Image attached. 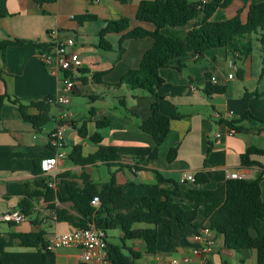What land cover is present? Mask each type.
I'll use <instances>...</instances> for the list:
<instances>
[{"label":"crops","instance_id":"obj_1","mask_svg":"<svg viewBox=\"0 0 264 264\" xmlns=\"http://www.w3.org/2000/svg\"><path fill=\"white\" fill-rule=\"evenodd\" d=\"M141 1L0 0V41H25L9 45L0 56V98L6 95L17 97L28 105L27 112L35 115L41 111L32 102L59 93V76L44 65L40 54L42 49L37 47V44H48V32L52 29L74 37L72 49L81 62L70 72L76 84L70 104L52 107L49 111L52 118L41 129L24 120L19 106L8 97L1 102L0 216L21 211L19 203L38 177L44 178L49 185L51 178L43 173L35 174L34 169L42 157L55 154L49 136L63 119V112L68 113L64 119L68 122L64 132L66 156L59 160L55 177H52L55 181L52 188L63 196L67 191L61 176L66 172L72 173L69 179L82 185L84 176L103 184L114 171L118 184L128 196L154 195L160 188L173 189L177 184L183 198L190 189H214L230 179L232 172H238L248 179L263 176L260 186L264 201V155H252V159L259 162L257 165L246 167L241 164V154L249 147L264 149V47L258 35H253V50L248 56L239 53L231 56L227 47H212L200 58L193 53L186 57L176 56L160 69L165 82L158 89V109L171 117V121L166 139L156 145L153 136L140 127L141 122L151 115L156 98L146 89L116 85L128 70L139 66L154 39L151 36L126 38L122 41L123 51L120 53L123 33H109L105 39L111 43L112 49L100 46L99 32L106 20L128 17L132 27L153 29V24L136 17ZM262 1L233 0L229 6L217 9L211 19L223 21L241 10V19L246 22L250 6ZM83 14L95 15L96 19L80 23L78 16ZM195 23L193 19L183 26L166 25L161 31L167 36L183 37ZM180 59L186 61L183 69L178 68ZM93 73L100 74L101 81L94 80ZM213 76L216 81H211ZM208 81L224 86L226 90L208 95L205 92ZM246 93L252 95L246 97ZM247 112L252 117L242 124L248 130L229 134L227 121L238 119ZM105 118L111 124L98 129L96 121ZM84 123L86 136L79 133ZM96 131L103 137L101 144L115 146L120 155V160L111 167L101 160L81 165L70 158L72 147L78 144L82 146L84 156L97 151L100 144L91 139ZM210 145L211 150L207 153ZM172 147L177 148V155L170 161L168 152ZM131 165L136 166L135 171ZM105 168L107 172L103 171ZM199 171L207 174L208 182L183 181L185 172ZM157 172L162 174L164 181L158 179ZM34 204L32 214L24 222L0 219V232L43 231L47 240L54 233L77 228L70 222L57 219L55 208L78 215L71 201H60L57 197L48 201L41 196ZM52 204L55 208L51 207ZM185 204L190 206L187 200ZM5 223L7 228L3 230ZM208 225L210 221L205 216L204 207H200L192 224L174 223L172 227L160 224L156 227V252H148L146 242L140 238L128 240L127 245L142 253L138 259L141 264H200L199 259L192 256L195 235ZM135 227L152 225L137 223ZM107 234L108 241L120 242L123 232L116 229ZM215 236L217 249L210 255L209 264H258L256 249L235 250L224 244L222 234L215 232ZM1 257L7 264H46V261L48 264H77L80 250L70 247L47 252L39 247L14 246L2 252ZM187 257H193V260L185 262Z\"/></svg>","mask_w":264,"mask_h":264},{"label":"trees","instance_id":"obj_2","mask_svg":"<svg viewBox=\"0 0 264 264\" xmlns=\"http://www.w3.org/2000/svg\"><path fill=\"white\" fill-rule=\"evenodd\" d=\"M45 1V0H38ZM126 2V0H120ZM233 0H208L202 4L200 0H142L139 4L136 17L140 21L153 24V29L142 26H131L128 17L106 20V25L100 30V46L105 49H112L111 43L105 39L109 33H123L119 44L120 53L123 51L122 41L126 38H142L151 36L154 39L153 45L148 48L137 68L128 70L116 84L120 86L127 84L131 88H142L148 90L155 98L152 105L151 115L144 119L140 127L150 133L156 145H160L167 137L170 129L171 117L162 114L158 109V89L165 80L160 75V69L168 65L169 61L176 57H186L193 53L200 58L204 52L212 47H227L228 53L235 56L239 53L248 56L253 50V35H258V40L264 47V1L254 3L250 6L246 22L241 19V10L238 13L223 21L211 19L214 12L219 8H225ZM96 19L95 15L83 14L78 16V21L83 23ZM195 19L196 23L192 29L183 37H172L162 33L161 29L166 25L183 26ZM23 44L24 40H3L0 41V56L4 55L7 47L11 44ZM47 44H37L38 48L44 49ZM186 67V61L180 59L179 69ZM1 76V66H0ZM96 81H101V75L93 73ZM224 86H216L207 82L205 92L208 95L223 93ZM252 94L246 93L245 96ZM17 104L24 120L31 123L34 128L41 129L48 123L52 116L49 111L53 105L49 102L55 95H49L42 101L32 102V105L40 109L39 114H29L28 105L19 98L2 96ZM252 117L250 112L245 113L238 119L227 121V124L238 132L248 130L242 123ZM111 124L107 118L96 121L98 129ZM79 133L86 136L87 127L84 123L79 128ZM91 139L99 143V148L94 153L84 156L80 144L72 147L70 158L78 164L86 165L101 160L110 167L120 160L117 148L112 145H103V137L96 131ZM211 150V145L207 153ZM253 154L264 155V149L249 147L241 154V164L251 167L259 164L252 159ZM177 155V148L172 147L168 152V159L172 161ZM41 161V160H40ZM40 161L34 169V173H42ZM135 165H131L132 167ZM71 172L62 174L67 195L50 187L45 179L38 177L28 194L20 201L19 208L27 216L31 215L34 209V201L44 196L45 200H53L56 197L60 201H71L73 208L78 215L70 214L65 209L55 208L57 219L67 221L75 227L88 228L92 225L104 229L106 232L119 229L123 232L120 242L108 241V256L110 264H141L138 259L142 253L127 245L128 240L143 239L148 252L157 250V226L160 224L172 227L174 223L181 225L192 224L198 216L200 207H204L205 216L210 221V226L216 233L224 236V244L232 249L254 248L257 250V263L264 264V201L261 197L260 182L263 176L255 179L230 178L221 182L214 189L193 188L183 198L179 186L175 184L173 189L160 188L154 195L128 196L124 193L122 185L118 184L116 174L111 171L110 179L98 184L84 176V183L80 185L77 181L68 177ZM158 179L164 181V177L157 172ZM209 178L204 171H199L195 176V183H206ZM99 196L100 205L93 206L91 201L94 196ZM190 202V206L185 201ZM146 223L152 227L137 228L135 224ZM46 239L43 231H10L0 232V264H7L3 261L1 254L7 248L14 246L39 247L44 249ZM46 264L47 261H46Z\"/></svg>","mask_w":264,"mask_h":264},{"label":"built area","instance_id":"obj_3","mask_svg":"<svg viewBox=\"0 0 264 264\" xmlns=\"http://www.w3.org/2000/svg\"><path fill=\"white\" fill-rule=\"evenodd\" d=\"M202 4L208 0H200ZM75 44L74 37L59 29H52L48 32V47L41 50V59L44 65L59 76L60 91L55 95L54 99L49 102L55 106H66L70 104L71 97L75 90V80L70 73L74 68L79 67V55L73 51ZM233 77V74L229 75ZM211 81H216V77H212ZM68 117L67 112L62 113V120L56 129L50 133V144L55 148V154L44 156L41 158L40 165L42 173L46 177H50L48 182L51 187L55 186V177L58 162L66 156L64 150V132L68 128V122L64 120ZM237 130L230 127L229 134L234 135ZM218 136L220 134L218 133ZM135 171V167H132ZM196 173L185 172L183 181H195ZM230 178H245L238 172H232ZM93 206L100 205L99 196H94L91 201ZM1 220L13 221L16 223L24 222L28 216L21 211H12L4 213L0 216ZM196 246L192 250V256L199 259L200 264H209L210 255L216 251V236L210 225L199 230L195 235ZM77 248L80 250V260L77 264H110L108 256V234L102 229L94 225L88 228H74L67 232L54 233L46 240L44 247L47 252H54L60 248ZM193 257L184 258L185 262H190ZM178 262V260H174Z\"/></svg>","mask_w":264,"mask_h":264},{"label":"rangeland","instance_id":"obj_4","mask_svg":"<svg viewBox=\"0 0 264 264\" xmlns=\"http://www.w3.org/2000/svg\"><path fill=\"white\" fill-rule=\"evenodd\" d=\"M77 110H80V107H77L76 108ZM105 170V172H107V168H105V169H103V171ZM7 228V224L5 223V224H3V227H2V229L4 230V229H6ZM113 231V230H112ZM109 232H111V231H109Z\"/></svg>","mask_w":264,"mask_h":264}]
</instances>
